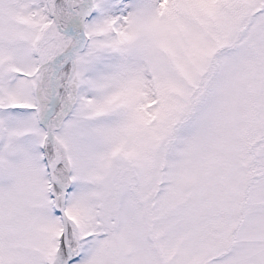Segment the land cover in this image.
I'll return each mask as SVG.
<instances>
[{"label": "snow or ice", "instance_id": "obj_1", "mask_svg": "<svg viewBox=\"0 0 264 264\" xmlns=\"http://www.w3.org/2000/svg\"><path fill=\"white\" fill-rule=\"evenodd\" d=\"M0 264H264V0H0Z\"/></svg>", "mask_w": 264, "mask_h": 264}]
</instances>
